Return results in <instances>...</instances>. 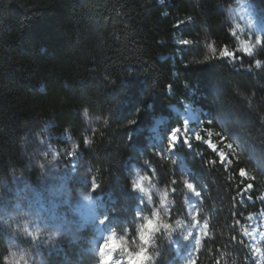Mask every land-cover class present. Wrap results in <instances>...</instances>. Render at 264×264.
<instances>
[{"label":"trees","instance_id":"16d2710c","mask_svg":"<svg viewBox=\"0 0 264 264\" xmlns=\"http://www.w3.org/2000/svg\"><path fill=\"white\" fill-rule=\"evenodd\" d=\"M233 3L0 0V196H12L16 181H32L40 171L33 157L45 164L55 149L51 169H83L99 185L92 196L107 216L104 230L128 227L135 235L139 197L128 188L129 168L143 158L173 201L169 223L186 218L185 179L201 192L198 217L207 236L196 264H264V46L251 55L238 51L225 11ZM252 5L264 16V0ZM224 48L234 58H220ZM186 107L201 122V136L225 152L223 165L192 138L194 123L183 126ZM173 127L191 141L190 148L182 140L176 145L175 164L155 151ZM13 223L7 227L16 230ZM91 234L88 228L77 238L59 234L39 246L41 264L78 263ZM12 239L18 238L0 230V246ZM156 240L155 264H177L164 234ZM21 247L33 264V247Z\"/></svg>","mask_w":264,"mask_h":264},{"label":"rangeland","instance_id":"374dc122","mask_svg":"<svg viewBox=\"0 0 264 264\" xmlns=\"http://www.w3.org/2000/svg\"><path fill=\"white\" fill-rule=\"evenodd\" d=\"M253 11L257 25L255 31L250 29H245L242 32L237 31L228 18L232 25V31L235 33L237 49L240 53L245 55H249L243 51L245 44H250L253 52L258 46H260L255 45V36L257 34L262 38L264 36V16H258L254 7ZM180 120L185 128L191 123L195 124L191 130L192 138L195 140V134L202 131V125L196 117H193L190 107L185 108L184 113L180 115ZM184 121H187V124H185ZM202 139L207 138L202 137ZM166 140H161L159 137L156 142L155 151L157 154L160 152L163 153V155L159 156L164 158L171 157L177 162L179 159L178 156L167 151ZM181 140L183 141L184 139L181 138ZM230 150L231 149L227 148V151ZM33 160L37 166L43 164V169L39 167L40 171L30 182L25 179L20 180V182L16 181V191H14L12 196L8 198L0 196V230L11 237L16 235L18 238L16 241L12 239V241L4 242V244L0 246V255L4 254L9 248H12L17 252H24V248L21 247V244L28 243L33 247V253L36 254V259L33 264H41L42 257L40 253L41 251L38 252L39 246L48 245V243L52 242L59 234H67L70 237L77 238V233L79 231L88 228L92 234L91 237L84 241L85 244L83 246L82 256L76 264H91L93 251L95 247H98L102 235L106 231L103 226H96L95 219L88 221L86 219L88 215L82 211H77L76 208L80 209V204L82 203L80 195L82 192H91L92 195L90 188L93 182L91 179L86 178L83 169H80V171H57L51 169L50 166L52 164H49L48 162L45 164L43 161L38 162L36 157H33ZM133 166L137 167L141 171V174L148 175L150 181L154 183L153 170L147 165L143 158L134 159L129 168V177L132 175ZM81 175H83V179L81 178ZM17 182L20 185L19 188H17ZM18 189L22 190V193L19 196L16 195ZM152 196L153 203L152 205H148L146 199L138 195L139 207L137 210L150 213L153 207H158V195L153 192ZM184 202L186 204L187 215L185 219H182L183 227L177 233L173 234L171 241H167L168 247L174 253V258L178 260L177 264H190L191 261H195L196 253L201 247V245L199 247L196 246L195 239L199 238L202 242L207 236L205 221L200 220L198 217V196H196L194 192L188 190ZM168 207L170 210V205ZM53 211L57 217H62L69 223L64 227H59V221L51 216ZM8 221H12V223L14 222L13 225L16 230L7 227ZM25 224L31 229H38L44 233L43 237L36 243H29L30 241L28 239L23 241L22 238L24 235L21 232V228ZM190 232L193 233V235L190 236L187 242H185L183 236L188 235ZM134 236L135 235L129 234V239L134 238ZM35 244L37 248H34Z\"/></svg>","mask_w":264,"mask_h":264},{"label":"clouds","instance_id":"9594fccd","mask_svg":"<svg viewBox=\"0 0 264 264\" xmlns=\"http://www.w3.org/2000/svg\"><path fill=\"white\" fill-rule=\"evenodd\" d=\"M225 11L237 31L256 30L257 25L252 0H234V3L227 6ZM257 38H259V34ZM84 115L87 117V110H85ZM42 131L43 129H38L34 135L39 137ZM46 159L49 164L55 167L58 157L55 151L52 150L50 158L46 157ZM41 165L44 167L43 164H40L39 167ZM55 170L61 171L64 168L59 167ZM81 178L83 179V175H81ZM128 188L131 192L137 193L140 197L146 199L148 205H152V193L155 192L159 198L158 207H153L150 213L141 210L135 212V236L132 239H129L128 227H124L122 232L116 228H109L102 235L98 247H95L91 264H155L160 255L156 237L163 233L165 239L171 241L173 234L183 227L181 219H176L173 223L168 221V206L173 201L167 198V192L157 188L156 184L150 181L149 176L141 174V171L135 166L132 167ZM80 200L82 201L80 210L86 215L94 217L97 227L103 226L100 221L104 216L99 215L98 207L91 192H82ZM21 232L32 243H36L44 235L38 229L29 228L27 224L21 228ZM100 245H103L102 249ZM97 252H100V255H97ZM0 264H32V257L22 251L17 252L9 248L4 254L0 255Z\"/></svg>","mask_w":264,"mask_h":264},{"label":"snow or ice","instance_id":"6c2138e0","mask_svg":"<svg viewBox=\"0 0 264 264\" xmlns=\"http://www.w3.org/2000/svg\"><path fill=\"white\" fill-rule=\"evenodd\" d=\"M233 35H235V33H233ZM257 35H258V34H257ZM257 35L255 36V45L264 46V38H262L260 35H259V38H257ZM182 43H184V44H188L189 41L184 40ZM211 47H212V45H209V48H211ZM243 51L246 52L247 54L251 55V54H252V47L250 46V44H245ZM229 56H233V58H234V54L230 53V52L228 51L227 48H224V49H222V50L220 51V58H226V57H229ZM207 59H208L207 57L204 58L205 62L207 61ZM198 63H200V61H198ZM254 63H255V67H256L257 69H259V68L262 67V62H261L260 59H256V60L254 61ZM211 122H212V121L210 120L209 123H211ZM133 123H135L134 120H130V121H129V124H130V125L133 124ZM184 123L187 124V121H184ZM105 125H107V121H105ZM182 135H186V134H182V133H181V128H180V127H173V128L168 132L166 143H167V151H168L169 153H174L175 148H176V145H177L178 143L181 142V136H182ZM207 135H208L209 137H211V136L213 135V133H212V132H208ZM216 135H217L218 137H220L222 140H226V139H227V137L224 136L222 133H216ZM195 140H196L197 142H203V143L206 145V147H207L209 150H211V151L216 155V157H217L218 160L220 161L221 165L224 164V162L226 161V155H225V152L222 151V150H218L217 145H216L215 143H213V141H212L211 139H202L201 134L197 132V133L195 134ZM90 143H91L90 139L86 138V139H85V145L87 146V145L90 144ZM183 144H184L185 146L189 147V148L191 147V141L188 140V139H184V140H183ZM77 147H78L77 145H73V151H75V149H76ZM227 147H228L229 149H232V148H233V145H232V144H228ZM53 151H55V149H53ZM158 155H163V153L160 152V153H158ZM68 156H69V158H72V156H73V152H69V153H68ZM165 159H167V157H165ZM175 163H176V161H173V164H175ZM40 168L43 169V166L41 165ZM239 175H240L241 177H244V176L246 175V170H245V169H240V170H239ZM149 179H150V177H149ZM176 183H177V181H176L175 179H173V180H172V184H173V186H175ZM184 186H185L189 191L194 192L196 196H200V195H201V192L198 190V188H197V187H196V186H195L190 180H185V181H184ZM98 187H99V185H97L96 183L93 182V183L91 184L90 191L95 192V191L98 189ZM252 188H253V185H252V184H248V185L246 186V189H245V190H251ZM85 199H87V197H85ZM249 199H251V197H249ZM76 210H77V211H81L79 208H76ZM51 216H52L55 220L59 221V227H64L65 225H67V224L69 223V222H68L67 220H65L64 218H62V217H57V216L55 215V212H54V211L51 213ZM86 219H87L88 221H91V220L94 219V217H92V216H88ZM249 219H251V217H249ZM106 222H107V216H105V217H104L103 219H101V221H100L101 225H104ZM205 227H207V222H205ZM192 235H193V233H191V232H190L188 235H184V236H183V240H184L185 242H187V241L189 240L190 236H192ZM261 236L264 237V233H262ZM233 239H235V237H233ZM195 244H196L197 247H199V246L201 245V240H200L199 238H196V239H195ZM100 247H101V249H102V248H103V245H100ZM253 251H254V252H257V253H260V252H261V249H260V248H257V247H254V248H253ZM262 254H264V253H262ZM97 255H100V252H97ZM190 264H196V262H195V261H191Z\"/></svg>","mask_w":264,"mask_h":264}]
</instances>
